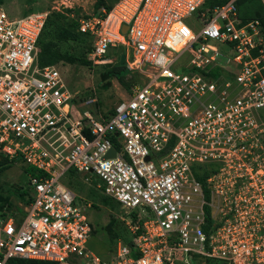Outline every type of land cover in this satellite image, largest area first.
<instances>
[{"label": "built area", "instance_id": "obj_1", "mask_svg": "<svg viewBox=\"0 0 264 264\" xmlns=\"http://www.w3.org/2000/svg\"><path fill=\"white\" fill-rule=\"evenodd\" d=\"M208 1L118 0L77 21L90 66L123 58L139 78L107 115L37 64L48 12L0 4V160L35 171L29 201L0 212V264H264V30ZM84 174L124 214L107 257L65 184Z\"/></svg>", "mask_w": 264, "mask_h": 264}, {"label": "rangeland", "instance_id": "obj_2", "mask_svg": "<svg viewBox=\"0 0 264 264\" xmlns=\"http://www.w3.org/2000/svg\"><path fill=\"white\" fill-rule=\"evenodd\" d=\"M118 0H1L6 12L11 17H21L30 13L48 12L50 23L57 24L76 33V25L79 19L94 15L100 6L111 7ZM237 16L241 21L264 17V6L260 0H245L241 5L237 3ZM197 24L196 31L200 28ZM54 27V26H53ZM84 40V39H83ZM80 37L77 41H69L60 45L61 52L69 53L75 59L71 61H59L56 63L63 78L71 92L75 93L80 100L96 99L94 110L101 115L112 113L116 104L127 97L128 87L131 83L139 81L134 73L127 75L124 79L128 87H124L112 78L103 80L102 74L110 70L117 62L90 66L85 60L90 43L83 41ZM217 62L222 66L229 67L234 73L236 68L227 62L226 58L218 57ZM21 160L9 161L5 158L0 160V196L7 198L12 207L21 208L27 201L26 195H21L27 187V168H24ZM70 176L65 184L75 193L77 199H85L93 204L87 211V218L93 228V233L86 247L89 251L107 257L110 249L116 242L127 243L129 233L121 221L123 211L112 199L105 197L97 190L96 185L100 183L96 177L91 175ZM90 180L86 182L85 178ZM139 213V212H138ZM140 214V213H139ZM141 217L147 218L145 215ZM115 218V219H114ZM111 224L114 233L109 239L107 224ZM111 240V241H110ZM193 264H204L194 262Z\"/></svg>", "mask_w": 264, "mask_h": 264}, {"label": "trees", "instance_id": "obj_3", "mask_svg": "<svg viewBox=\"0 0 264 264\" xmlns=\"http://www.w3.org/2000/svg\"><path fill=\"white\" fill-rule=\"evenodd\" d=\"M225 1L226 0H209L208 5L210 7H213L216 5H222ZM244 1L245 0H237V3L239 5H241ZM0 2H1V0H0ZM101 7H105V6H100V8ZM111 7H105V8L110 9ZM100 8H98L97 12L99 11ZM257 19L260 21L262 28L264 30V17H258ZM77 24L78 23L75 22L76 28H77ZM79 37L82 40L84 39L85 41H88L90 43V40L86 36L80 35L77 32L76 33L72 32L71 30H69L67 28H63L62 26L57 25V24L52 25L50 23L49 17L46 18L42 32H41V35H40L39 40H38V44H37L38 48H39V53L37 56V64L40 67H44V66L56 65V63H58L59 61L75 62V59L69 53L67 54V53L61 52L60 45L62 43L69 42V41H77V40H79ZM90 47H89L87 53L89 52ZM87 53L85 54V57H86ZM85 60H86V58H85ZM117 64L118 65L113 66L110 70L103 73L102 78H103V80H108V79L114 78L119 82L120 85H122L124 87H128V84L125 83L124 79L127 75H129L131 73L125 68V62H124L123 58H120L119 61L117 62ZM135 76L137 77V75H135ZM135 82H137V81H135ZM135 82H133V83H135ZM133 83H131V84H133ZM128 88H129L128 90H130V87H128ZM27 173L33 175V174H35V171L32 168H28ZM26 189H27V187H26ZM23 191L24 192H22L21 195L27 196V201L25 202V203H27L29 201L28 193H26V190H23ZM5 207L7 208V210H19L18 207L17 208L15 207V209H14V207L11 206L9 201H7V198L0 196V212L3 211V208H5ZM111 224H113L112 219L107 224V227L110 225V227L107 228L109 239H112V235L114 233L113 230L111 231V229H112ZM17 263H20V264H56L54 262H42V261H31V260H20V261H17Z\"/></svg>", "mask_w": 264, "mask_h": 264}, {"label": "water", "instance_id": "obj_4", "mask_svg": "<svg viewBox=\"0 0 264 264\" xmlns=\"http://www.w3.org/2000/svg\"><path fill=\"white\" fill-rule=\"evenodd\" d=\"M115 153H116V150H115L114 148H111V149L108 151L106 157H114Z\"/></svg>", "mask_w": 264, "mask_h": 264}, {"label": "crops", "instance_id": "obj_5", "mask_svg": "<svg viewBox=\"0 0 264 264\" xmlns=\"http://www.w3.org/2000/svg\"><path fill=\"white\" fill-rule=\"evenodd\" d=\"M260 1H261L262 5L264 6V1L263 0H260ZM248 20H250V19H248Z\"/></svg>", "mask_w": 264, "mask_h": 264}]
</instances>
